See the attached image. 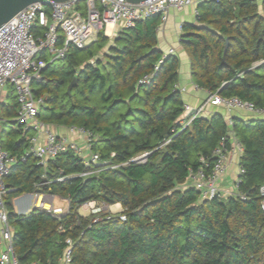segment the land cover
<instances>
[{
  "label": "trees",
  "instance_id": "obj_1",
  "mask_svg": "<svg viewBox=\"0 0 264 264\" xmlns=\"http://www.w3.org/2000/svg\"><path fill=\"white\" fill-rule=\"evenodd\" d=\"M198 19V25L185 24L182 38L196 83L264 107V1L262 8L257 0L205 1ZM158 25L153 16L122 29L113 41L102 30L84 48L70 44L64 58L41 54L48 62L34 84V92L45 96L41 119L89 129L92 149L107 163L87 166L68 150L46 167L31 155L11 166L5 200L20 261L59 264L71 238V264H264V119L233 116L232 129L244 147L239 188L246 199H202L194 187L180 188L201 165L200 157L212 161L229 125L215 112L180 130L185 104L175 89L180 61L169 55L155 70L163 56ZM152 73L151 82L140 83ZM2 107V145L20 156L28 133L20 126L11 129L15 98ZM144 152L146 161H130ZM25 193L54 195L67 208L56 214L36 206L20 214L14 201ZM89 200L120 203L126 219L107 218V209L82 215L79 209Z\"/></svg>",
  "mask_w": 264,
  "mask_h": 264
},
{
  "label": "built area",
  "instance_id": "obj_2",
  "mask_svg": "<svg viewBox=\"0 0 264 264\" xmlns=\"http://www.w3.org/2000/svg\"><path fill=\"white\" fill-rule=\"evenodd\" d=\"M205 1L210 0H144L139 3H131L127 0H70L50 1L47 5L37 2L22 9L0 26V264H43L39 261L24 263L19 260L15 251L13 229L9 223L5 200L9 191L6 177L12 165L19 160L26 161L31 155L38 159L41 166L46 167L50 159L68 150L80 154L87 166L107 163V161H102L100 154L92 149L94 140L92 131L74 125L70 127L72 132L83 138L84 150L79 142L58 134L52 124L41 119L40 112L45 103V96L34 92V84L43 79V70L48 64L45 59L41 58V54L44 52L51 54V60L64 58L70 44L79 48L88 46L98 38L100 31H105L109 24H121L123 28H132L139 21L153 16H158L162 22H166L172 10H182L187 6ZM195 13L199 17L198 9ZM60 40H62L61 44H59ZM175 53L174 48L163 53L155 70L159 69V64L167 56ZM154 74L144 75L140 83L151 82ZM7 85L13 86L18 102L15 123L23 129L24 135H26L25 132L28 133L26 135L27 149L20 156L12 154L2 145L1 109L3 93ZM198 87L196 85V88ZM175 89L181 92L186 91L185 87L180 88L177 84ZM208 104L222 106L228 112L241 109L256 115L264 114V107H258L251 101L237 96H222L216 92L211 93L209 99L201 107L184 104L179 121L182 126L180 130L188 126L194 118L202 115ZM226 120L229 125L227 135L213 149L212 161L203 156L200 157L201 165L196 170H190L186 181L179 186L180 188L194 187L202 199L225 196L218 183L226 172L228 154L233 151L241 158L244 151L242 143L237 140L232 129L233 116H228ZM228 140H231V147L226 145ZM148 155L149 152H144L132 157L130 161L144 162ZM244 172L245 169L240 164L234 182L236 189L230 194L242 199H246V195L239 188ZM86 174L88 172L82 175ZM260 194L261 207L264 210V182L260 187ZM46 196V194H37L38 207L61 214L63 208L55 207L53 203L45 207L48 204ZM38 198H41L40 203H37ZM80 208H86L94 214L109 208L107 218L119 214L120 219H126L123 210L114 211L111 205L97 203L95 200L86 201ZM72 258L73 241L67 238L66 248L59 259V264H71Z\"/></svg>",
  "mask_w": 264,
  "mask_h": 264
},
{
  "label": "crops",
  "instance_id": "obj_3",
  "mask_svg": "<svg viewBox=\"0 0 264 264\" xmlns=\"http://www.w3.org/2000/svg\"><path fill=\"white\" fill-rule=\"evenodd\" d=\"M263 1L264 0H257L260 8H262ZM199 4L187 6L182 10H172L166 22H162L159 17V25L157 27V34H156L157 35V48L159 50H161L163 53L167 52L170 48H174L176 50L175 55L179 58V61H180L179 79L176 84L180 88L181 87L186 88L185 92H181L184 103H188L194 107L203 106V104H205V102L209 99V96L211 94L209 90L200 87L194 80L192 76V69H191L189 56L182 45V38L184 35L185 24H193V25L199 24V19H198L199 17H197L195 13L196 9L199 10ZM108 29H109V25L105 29V35L113 41L117 37L119 32L124 28L121 24L112 25V30L110 34L108 33ZM44 53H47V52H44ZM47 54H48V57L51 59V54L49 53ZM196 85H198L199 87L196 88ZM8 86L10 89H8V91L5 89L3 93V105L2 106L10 104V102L14 98L17 102L15 91L13 92L14 90L13 86L12 85H8ZM17 109H18V102H17ZM17 109L15 112V116L9 119V121L11 122L10 123V126L12 127V128L10 127L11 129H14V127H17V124L15 123ZM237 110H241V109H237ZM235 111L236 110L228 112L222 106L208 104L207 106H205L202 116H210L215 112H219V113H222L226 119L228 116H235V117H239L244 120H253V119H258V118L264 119V114L256 115L247 110H241L243 113L240 114L237 111L236 112ZM70 127L71 126H57V127L54 126L58 134L68 136L70 139L79 142L82 148L85 150V144L83 143V138L79 134L72 132ZM29 133H32V131H29ZM239 166H240L239 154L231 151L228 154V166H227L226 172L222 176V178L219 180V183H218L220 189L224 192V195H225L224 197L235 192V189H236L235 185H234V188H226L225 182L227 180H230L232 183L235 182V178L237 177L238 172H239ZM46 195H51V194H46ZM34 196L36 197L37 194L25 193L17 197L14 201L16 211L20 214L29 213L32 208L36 207V198L33 204L31 201V199ZM57 199H58V202L64 201L65 206H67L66 201L64 199H61L59 197H57ZM55 202H57L56 199H55ZM111 208L117 212L123 210V207L120 203L112 204ZM79 212L82 215H86L81 212V208L79 209Z\"/></svg>",
  "mask_w": 264,
  "mask_h": 264
},
{
  "label": "water",
  "instance_id": "obj_4",
  "mask_svg": "<svg viewBox=\"0 0 264 264\" xmlns=\"http://www.w3.org/2000/svg\"><path fill=\"white\" fill-rule=\"evenodd\" d=\"M50 1L64 2L70 0H0V26L12 19L18 12L27 6L41 2L45 5L49 4ZM131 3H139L144 0H127ZM228 46V38L226 40L225 48ZM77 79L74 78L68 86V92L70 93L72 88L76 85Z\"/></svg>",
  "mask_w": 264,
  "mask_h": 264
},
{
  "label": "rangeland",
  "instance_id": "obj_5",
  "mask_svg": "<svg viewBox=\"0 0 264 264\" xmlns=\"http://www.w3.org/2000/svg\"><path fill=\"white\" fill-rule=\"evenodd\" d=\"M12 88V87H11ZM7 91H8V89H10L9 88V86L7 85L6 86V88H5ZM13 92H14V90H13ZM12 92V93H13ZM238 113H243L241 110H236ZM235 111V112H236ZM226 184V188H234V183H232L230 180H227L226 182H225ZM35 196L31 199V201H32V204L34 203V200H35ZM55 199L57 200V202H55ZM40 200H41V198H40ZM46 202L48 203L45 207H49L50 205V203H53V205L55 206V207H62L63 208V211L67 208V206H65V202L64 201H62V202H58V199H57V197H55V196H53V195H47L46 196ZM63 204V205H62ZM36 206L38 207L39 206V204H36ZM43 208V207H42ZM108 210H109V208H108ZM81 212L83 213V214H86V215H89L90 214V211L89 210H87L86 208H81Z\"/></svg>",
  "mask_w": 264,
  "mask_h": 264
},
{
  "label": "bare ground",
  "instance_id": "obj_6",
  "mask_svg": "<svg viewBox=\"0 0 264 264\" xmlns=\"http://www.w3.org/2000/svg\"><path fill=\"white\" fill-rule=\"evenodd\" d=\"M111 30H112V24H109V29H108L109 34L111 33ZM40 202H41V200H40V198H38L37 203H40Z\"/></svg>",
  "mask_w": 264,
  "mask_h": 264
}]
</instances>
